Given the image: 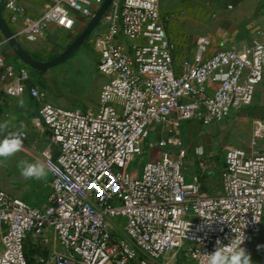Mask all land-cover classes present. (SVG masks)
Wrapping results in <instances>:
<instances>
[{
    "label": "built area",
    "instance_id": "built-area-1",
    "mask_svg": "<svg viewBox=\"0 0 264 264\" xmlns=\"http://www.w3.org/2000/svg\"><path fill=\"white\" fill-rule=\"evenodd\" d=\"M103 3L0 0V7L28 46L54 28L74 32L79 18L89 22ZM100 27L94 48L105 83L87 110L52 104L32 69L0 53L2 90L12 100L28 94L52 140L48 205L0 188V264H28V241L49 244V232L66 252L36 264H176L182 251L194 264H209L217 241L227 245L238 236L253 259L264 224V150L257 151L264 121L253 127L252 149H227L219 195L204 190L208 158L200 148L190 172L181 129L237 120L235 113L252 106L264 81V30L251 44L213 54L212 41L199 37L194 58L178 63L160 0H118ZM156 127L164 135L153 144ZM147 143L149 160L134 166Z\"/></svg>",
    "mask_w": 264,
    "mask_h": 264
},
{
    "label": "rangeland",
    "instance_id": "rangeland-1",
    "mask_svg": "<svg viewBox=\"0 0 264 264\" xmlns=\"http://www.w3.org/2000/svg\"><path fill=\"white\" fill-rule=\"evenodd\" d=\"M160 1L164 18L169 25L171 39L177 45L178 63L188 59L187 56L192 50L197 51L196 40L199 37L218 34L219 29L207 25V21L214 20L217 13L212 6L205 7L201 3L204 0ZM222 1H227V10L232 11L235 1ZM99 27L92 34L89 41L77 50L66 63L44 73L36 71V80L46 90L48 100L52 104L81 110L97 106L102 86L105 83L104 78L98 72L99 55L94 48V39L103 30V28L100 30ZM82 30L72 34L54 28L53 31L45 34V38L40 44L26 47L31 49L33 51L32 54L40 60L50 61L61 55ZM0 44V53L5 58L7 55L12 58L16 57L5 42L1 32ZM1 76L2 71L0 70V82ZM4 99L5 94L0 85V126H6L0 127V140L4 139L10 132L19 133V126L16 122L5 116L9 110ZM240 126L241 123L235 122L234 127H228L223 134L220 130L221 136L216 141V160L220 169L224 163L226 149L233 145L231 143L233 140L239 142L241 138L239 133L241 130L238 128ZM181 130L183 132V126ZM203 131V128L200 129V134L203 135ZM237 131L239 132L236 133ZM29 132L30 134L27 135V138L22 141L23 147L20 152L9 158H0V188L13 196L28 201L34 206L43 207L48 205L52 199V174L45 160V154L52 148V140L43 125L39 123H33ZM203 137L205 136L203 135ZM144 148L146 150L145 154L137 158L134 166L142 167L149 160L151 144L147 143ZM21 161L42 164L46 168L48 175L42 180L24 179L20 174L19 164ZM220 169L218 172H220ZM263 236L264 231L259 238ZM48 238L51 239L49 244L35 237L28 241V256L32 261L36 257L35 264L38 259L49 256L53 251L62 252L65 250L55 238V243L51 236ZM186 256V252L182 251L176 264H194ZM252 262L253 264H264V243L262 246L255 248Z\"/></svg>",
    "mask_w": 264,
    "mask_h": 264
},
{
    "label": "crops",
    "instance_id": "crops-1",
    "mask_svg": "<svg viewBox=\"0 0 264 264\" xmlns=\"http://www.w3.org/2000/svg\"><path fill=\"white\" fill-rule=\"evenodd\" d=\"M234 1H235L234 3L235 6L232 9V11L227 10V4H228L227 1L204 0L203 2H201L205 7L212 6L217 13V16L214 20L207 21L208 26L210 25L214 28L219 29L217 35L210 34L206 36L212 41L209 54H213L214 52L221 49H229L235 46L251 44L254 41V39H256L255 33L258 30H264V0H234ZM161 9L163 10L162 4H161ZM162 14L164 16L163 11ZM87 23L88 22L86 19L79 18L77 27L75 31L72 32V34H76L80 30L85 28ZM99 28L100 30L102 29V27ZM102 31L100 32V34L102 33ZM27 49L33 53L31 49L29 48ZM195 54L196 51L192 50L191 53L187 56V58L192 59L194 58ZM6 58L8 59L9 62H11V60L13 59L9 55H7ZM19 65H22V63H20ZM31 74L35 79H37L36 71L31 70ZM4 100L7 101V102L5 101V104L7 105L9 110L5 116L7 118H11L14 122H16V124L19 126V133L26 132L27 135H29L30 134L29 131L31 130L33 123L35 124L39 123L43 125L39 119L37 104L28 94H25L24 96H22L17 100L9 99L5 95ZM235 114L237 120L217 123L209 128L203 127L201 124L196 122L185 123L183 125L181 141L189 151L190 172L194 170L195 168L194 166L197 163L196 150L200 148L207 155L208 166L207 169L203 172V184H204L205 192L208 193L209 195H219L222 191V171L224 169V163L222 168L220 169L216 160L217 159L216 141H218L217 138L221 136L220 130L223 134L228 127L231 128L234 127L235 122L241 123V126L238 127L241 131L236 132V133L238 132L240 133L241 138L239 142L233 140L231 142L233 145H230V147L240 146L248 150L252 149L253 127L256 122L264 121V81L256 91L254 103L252 104V106L246 110L239 111ZM43 127L45 131H47L48 134L50 135L46 127L44 125ZM202 128L204 130L203 135L205 137H203V135L200 134L199 132L200 129ZM163 135L164 133L162 132L161 128L159 127L154 128L152 132L151 143L156 144L158 139ZM263 150H264V140L258 144L257 151H263ZM219 169L220 172H218ZM263 231H264V224H263L262 232ZM50 236L54 240L55 236L52 232L48 233V237ZM55 240L53 241L54 243ZM263 243H264V236L258 239L255 248L262 246ZM65 252L66 250L60 253H65ZM254 254H255V249H254Z\"/></svg>",
    "mask_w": 264,
    "mask_h": 264
},
{
    "label": "clouds",
    "instance_id": "clouds-1",
    "mask_svg": "<svg viewBox=\"0 0 264 264\" xmlns=\"http://www.w3.org/2000/svg\"><path fill=\"white\" fill-rule=\"evenodd\" d=\"M6 127V126H0ZM23 144L19 133L10 132L0 140V158H9L22 150ZM20 174L26 180H42L48 172L40 163L21 161L19 164ZM245 239L236 237L225 245L217 241V250L209 255V264H253L251 255L242 245Z\"/></svg>",
    "mask_w": 264,
    "mask_h": 264
},
{
    "label": "water",
    "instance_id": "water-1",
    "mask_svg": "<svg viewBox=\"0 0 264 264\" xmlns=\"http://www.w3.org/2000/svg\"><path fill=\"white\" fill-rule=\"evenodd\" d=\"M116 2L117 0H104L103 5L99 8L94 17L87 23L82 32L74 39L70 46L66 48L61 55L50 61L36 59L33 54L17 40L16 36L1 15L0 32L5 39V42L12 49V52L24 65L34 71L44 73L66 63L77 50L85 45L95 30L100 26L107 12Z\"/></svg>",
    "mask_w": 264,
    "mask_h": 264
},
{
    "label": "trees",
    "instance_id": "trees-1",
    "mask_svg": "<svg viewBox=\"0 0 264 264\" xmlns=\"http://www.w3.org/2000/svg\"><path fill=\"white\" fill-rule=\"evenodd\" d=\"M0 15L1 16H3V9L0 7ZM32 53V52H31ZM36 59H38V60H40L39 58H37L35 55H33ZM11 62L13 63V64H17V65H19L20 63H22L17 57H15V58H13L12 60H11ZM23 64V63H22ZM28 246V245H27ZM26 256H27V261H28V264H35V259H34V261H32L31 259H30V257L28 256V248L26 247Z\"/></svg>",
    "mask_w": 264,
    "mask_h": 264
}]
</instances>
